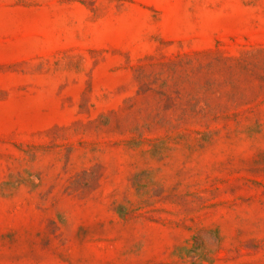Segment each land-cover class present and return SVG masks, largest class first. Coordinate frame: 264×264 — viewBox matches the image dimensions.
Here are the masks:
<instances>
[{"label":"rangeland","instance_id":"rangeland-1","mask_svg":"<svg viewBox=\"0 0 264 264\" xmlns=\"http://www.w3.org/2000/svg\"><path fill=\"white\" fill-rule=\"evenodd\" d=\"M0 264H264V0H0Z\"/></svg>","mask_w":264,"mask_h":264}]
</instances>
